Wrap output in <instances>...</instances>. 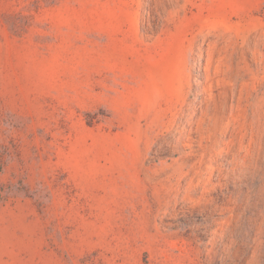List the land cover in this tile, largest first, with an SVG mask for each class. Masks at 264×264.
I'll return each instance as SVG.
<instances>
[{"label":"rangeland","instance_id":"obj_1","mask_svg":"<svg viewBox=\"0 0 264 264\" xmlns=\"http://www.w3.org/2000/svg\"><path fill=\"white\" fill-rule=\"evenodd\" d=\"M0 264H264V0H0Z\"/></svg>","mask_w":264,"mask_h":264}]
</instances>
